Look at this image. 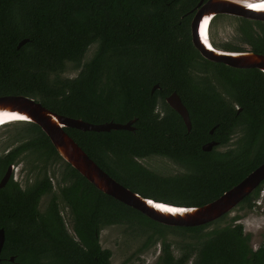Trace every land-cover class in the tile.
Returning <instances> with one entry per match:
<instances>
[{
	"label": "trees",
	"instance_id": "trees-1",
	"mask_svg": "<svg viewBox=\"0 0 264 264\" xmlns=\"http://www.w3.org/2000/svg\"><path fill=\"white\" fill-rule=\"evenodd\" d=\"M200 1L0 0V96H26L93 124L136 119L135 131L66 132L112 178L145 198L176 206L211 203L264 164V73L200 54L191 35ZM240 21L245 42L264 55V21ZM23 40L28 42L18 49ZM91 48L94 54L85 61ZM70 64L79 71L74 78L64 76ZM155 85L160 88L152 93ZM173 92L188 109L190 132L166 102ZM21 124L22 144L0 156V182L28 154L42 167L36 166L31 185L23 188L12 174L0 189L6 236L0 264H112L113 252L101 245V233L110 227L143 238L140 255L160 242L157 264H264V234L253 249L240 216L229 213L188 228L158 223L98 190L63 160L38 125ZM212 141L217 146L204 151ZM151 157L166 158L180 170L156 172L141 162ZM57 164L63 171L54 192L49 167ZM263 185L237 207L260 209ZM56 193L70 208L73 235ZM177 233L183 238L179 257L167 239Z\"/></svg>",
	"mask_w": 264,
	"mask_h": 264
},
{
	"label": "water",
	"instance_id": "water-1",
	"mask_svg": "<svg viewBox=\"0 0 264 264\" xmlns=\"http://www.w3.org/2000/svg\"><path fill=\"white\" fill-rule=\"evenodd\" d=\"M250 8L246 0H201L191 22V35L194 47L205 59L211 62L223 63L236 69H259L264 73L263 54L219 51L213 47L210 48L203 40L201 34V26L206 17H208L207 29L214 17L221 14L264 21V11H254L257 8H252L254 10ZM27 42L28 40L21 41L18 49ZM159 88V85H155L152 88V93ZM166 102L183 118L187 130L190 132L192 129L190 115L178 93L173 92L166 98ZM0 112L3 113L0 114V124L2 123V126L6 125L4 122L7 121H12L11 123L28 122L38 125L49 137L63 160L75 168L98 190L163 225L188 228L209 224L231 213L264 182V164H262L239 184L225 192L217 200L206 205L200 207L176 206L156 201L152 198L143 197L112 178L66 132L67 128H75L84 132L135 131L133 123L136 119L127 124L115 122L93 124L82 119L60 115L46 108L42 103L22 95L0 96ZM12 114H18L22 119H14L11 116ZM7 124L10 123L7 122ZM215 146H217V143L212 141L205 144L203 150L210 152ZM14 168V166L8 168L0 182V189L5 187L12 177ZM163 208L173 210H165ZM5 240V231L0 229V256ZM11 261L14 262V258H11Z\"/></svg>",
	"mask_w": 264,
	"mask_h": 264
},
{
	"label": "rangeland",
	"instance_id": "rangeland-1",
	"mask_svg": "<svg viewBox=\"0 0 264 264\" xmlns=\"http://www.w3.org/2000/svg\"><path fill=\"white\" fill-rule=\"evenodd\" d=\"M241 21L238 17L225 15L217 17L211 28L212 39L219 45L235 44L238 38L236 36V29L240 27ZM250 49L249 47H245ZM94 54V48L87 53L85 61L92 58ZM78 70L73 69L72 65H68L65 77L74 78L78 75ZM23 125L21 122H13L0 127V156L7 153L9 150L22 144L21 138H24ZM25 160L14 168V179L22 185L23 188L31 185L35 181L36 166L42 167V163L38 161L37 156L28 154L24 156ZM148 168L153 169L156 172L162 174H174L180 169L177 164L162 157H151L141 161ZM50 175L52 177L53 185L55 187L54 192H58L60 187V178L63 171V167L59 164L49 167ZM55 174V177H54ZM57 194V193H56ZM50 196H46L42 199L40 204V210L43 212L47 208ZM261 205L264 208V200ZM240 216L242 219L239 221L244 224L245 232L251 234V246L253 249H258L262 243V236L264 234V210L260 207L257 211L243 210L239 207L235 208L230 214L229 218ZM226 223H222V226ZM134 236V235H133ZM129 231H125L123 228L110 227L106 228L101 233V245L104 249H110L113 252L112 264H125V260L130 256H133L132 264H157L158 257L161 254V244L152 247L146 253L139 254L137 251L141 247V242L136 240ZM145 239V238H144ZM169 242L173 244V252L176 257H179L182 253V241L181 233L171 234L167 237Z\"/></svg>",
	"mask_w": 264,
	"mask_h": 264
},
{
	"label": "flooded vegetation",
	"instance_id": "flooded-vegetation-1",
	"mask_svg": "<svg viewBox=\"0 0 264 264\" xmlns=\"http://www.w3.org/2000/svg\"><path fill=\"white\" fill-rule=\"evenodd\" d=\"M206 1V0H205ZM199 5V4H198ZM197 10H198V6H197ZM196 13V12H195ZM195 15V14H194ZM221 17V16H225L224 14L221 15H217L216 17H214V19L212 20L209 28H208V37H209V41H210V46L213 47L216 50L219 51H226V52H236V53H243V52H253L252 48L249 44H247L244 40L243 37V33L242 31L239 29V27L236 29V36L239 37L237 42L239 43H235V44H227L226 46H232V47H237L240 48V50L237 51H232V50H223V48L225 47V45H219L215 39H212V34H211V28H212V23L213 21L217 18V17ZM239 20H241L242 18L238 17ZM245 47H249L250 49H246ZM163 112V111H162ZM147 167V166H146ZM151 169V168H150ZM153 170V169H152ZM49 203V202H48ZM57 203L59 206V211L60 214L62 216L63 219V223L66 227V229L68 230V232L73 235L74 231H73V224H72V215L70 212V208L68 205H66V203L61 199L60 194L57 193Z\"/></svg>",
	"mask_w": 264,
	"mask_h": 264
},
{
	"label": "bare ground",
	"instance_id": "bare-ground-1",
	"mask_svg": "<svg viewBox=\"0 0 264 264\" xmlns=\"http://www.w3.org/2000/svg\"><path fill=\"white\" fill-rule=\"evenodd\" d=\"M248 5L252 8H257V9H252L254 11H264V0H246ZM207 23H208V17L205 18L204 22L202 23L201 26V34H202V38L203 40L208 44V46L211 48L210 46V41H209V37H208V29H207ZM211 24V23H210ZM210 26V25H209ZM7 113V112H6ZM0 114H3L0 112ZM9 114V113H7ZM14 119H22L18 114H12L11 115ZM12 119V120H14ZM8 123H11L12 121H7ZM7 122H4L7 124ZM2 126V123L0 124V127ZM165 210H173V209H168V208H163Z\"/></svg>",
	"mask_w": 264,
	"mask_h": 264
},
{
	"label": "built area",
	"instance_id": "built-area-1",
	"mask_svg": "<svg viewBox=\"0 0 264 264\" xmlns=\"http://www.w3.org/2000/svg\"><path fill=\"white\" fill-rule=\"evenodd\" d=\"M263 200H264V185L261 188L260 196H259V198L257 200V204L264 210V208L261 206V205H263L262 204Z\"/></svg>",
	"mask_w": 264,
	"mask_h": 264
}]
</instances>
